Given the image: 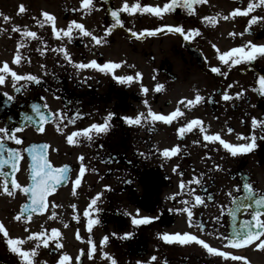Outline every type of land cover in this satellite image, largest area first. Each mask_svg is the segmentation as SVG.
I'll use <instances>...</instances> for the list:
<instances>
[{"label":"flooded vegetation","instance_id":"flooded-vegetation-1","mask_svg":"<svg viewBox=\"0 0 264 264\" xmlns=\"http://www.w3.org/2000/svg\"><path fill=\"white\" fill-rule=\"evenodd\" d=\"M124 2L93 0L91 12H84L82 9L73 11L80 9V0H23V13L18 12L21 4L14 8L9 3L0 2V66L7 61L18 74H32L39 79L38 83L20 80L14 85L9 75L5 84L0 85V127L22 129L15 133L22 139V144L6 141L8 147L21 149L17 180L21 184L28 182L31 158L23 150L31 144H48V159L54 166H71L68 182H62L48 197V209L44 213H34L30 220L14 219L21 204L26 202L25 194L17 189L9 196L0 189V222L8 230L9 237L23 240L20 247L24 249L36 245L35 240L27 237L31 232L40 231L41 226L49 235L51 228L59 229L61 236L57 239L63 247L57 249L52 242L47 248L41 245L34 264H43L44 261L55 264L63 252L72 257L69 264H77L75 257L80 249H84L82 264H111L109 259L101 256V251L108 252L117 264H136L137 261H148L152 256L157 258L153 264H264V249H256L255 244L232 249L226 247V241L217 235L227 236L233 227V218L228 210L234 205L228 193L238 195L234 185L247 180L258 194L264 193V126L259 123L256 127L252 125L253 117L258 122L264 121V95L255 90L259 87L257 78L264 74V57L229 66L219 61L217 50L212 47L215 44L223 52L246 45L248 41L264 44V20L257 21L251 25L250 31H245L252 15L264 17V4L252 0L257 6L248 16H229L226 20L224 16L237 7L246 8L250 0H208L207 4L194 6L196 14H189L179 6L160 17L150 13L121 12L122 25L114 27L105 37L106 43L100 45L94 44L91 37L75 34L71 41L62 36L56 38L50 31V24L41 27L36 22L43 19L42 11L51 13L53 8L51 14L56 17L58 28L77 20L94 35L103 36L105 28L113 23L110 10L122 7ZM127 2L129 5L139 2L163 6L166 0ZM216 13L220 15L215 25L200 19ZM5 16L9 19L5 20ZM14 25L22 29L27 26L29 30L34 25L38 28V37L26 39V47L20 50L23 59L19 65L12 63L20 40V33L12 30ZM163 25H180L185 30L199 28L200 35L189 41L166 28L155 35L145 34L142 38L132 35L133 32ZM230 32L236 35L230 36ZM60 46L68 50L73 62L55 51ZM41 48H46V51L41 53ZM92 59L101 64L109 60L123 61L115 70L116 75H134L139 71L142 78L120 83L111 73L76 67V62ZM213 66L221 71L213 73L210 70ZM157 83L164 85L159 92L154 91ZM230 84L232 87L228 88ZM142 85L148 88L147 92L141 91ZM225 90L233 97L229 101L222 99ZM241 90L242 95L237 97L235 94ZM5 93L12 99H8ZM197 93L204 100L192 108L179 104L184 115L171 124L142 121L140 125H129L122 119L138 113L147 115L148 107L168 114L178 106L182 97L192 99ZM33 104H40L45 114L64 113L65 119H50L44 126L45 131L38 132L35 123L38 117L31 110ZM44 104L49 107L43 108ZM76 112L82 113V117L75 123H68V117ZM108 113L114 115L107 132L93 133L90 141L81 137L75 144L67 142L66 137L72 131L93 122L102 123ZM25 115L32 116L33 120L26 121ZM192 118H200L208 134L219 133L222 139L234 144L247 143L255 136L256 147L248 153L233 156L218 141H205L198 127L179 137L177 128ZM57 124L62 131L57 130ZM228 128L232 132H228ZM174 145H180V152L170 159L157 151ZM81 155L86 172L73 194L72 181L78 174ZM174 166H178L175 172ZM4 170L10 171V167L5 165ZM193 175L198 176L201 183H186L185 190H181L180 181L187 182ZM188 187L196 189L195 194L204 198L203 205L192 209L194 220L204 222L203 232L195 224L189 226L186 213L173 211L184 207L186 199H192ZM98 192L102 196L94 207L99 211L91 214L99 223L89 233L84 211ZM51 202L58 207L53 208ZM72 205H76L75 209ZM137 209L141 217L158 219L148 224L133 225L132 216L137 215ZM53 211L57 217L49 219ZM214 216L219 217V222L212 219ZM245 218H248L247 213L238 212L237 224ZM77 231L82 237L80 240L76 238ZM185 231L198 235L213 247L247 259L226 260L208 254L194 242L188 245L166 243L159 235ZM125 233L132 235L124 238ZM90 235L96 244L91 259L87 255ZM104 236L108 240L101 248L100 241ZM0 264H21V258L9 250L3 234H0Z\"/></svg>","mask_w":264,"mask_h":264},{"label":"snow or ice","instance_id":"snow-or-ice-1","mask_svg":"<svg viewBox=\"0 0 264 264\" xmlns=\"http://www.w3.org/2000/svg\"><path fill=\"white\" fill-rule=\"evenodd\" d=\"M208 0H166L163 6L159 5H150V4H141L139 2H134L131 5L125 0L122 7L114 8L110 10V16L112 17L113 23L108 25L104 30V35H94L91 31H89L83 23L78 22L77 20H71L68 22L66 27L58 28L56 24V17L47 11H42L41 15L43 19H37L36 22L41 27H44L46 24L51 25L52 34L56 38L66 37L68 40H72L75 35L91 37V40L94 44L100 45L102 43H106L105 37L108 36L112 29L117 25H122V20L120 18V13H150L155 15L156 17L162 16L164 13L174 11L178 6L186 9L189 14H196V8L194 6L207 4ZM259 4H264V0H258ZM257 5L250 0L246 8H235L233 9L228 16H224L223 19H228L229 16H248L250 12L253 11L254 7ZM94 7L93 0H80V9H73V11L84 10V12H91ZM19 13L25 12V6L21 4L18 9ZM219 13L215 15H205L200 17V19L208 24L215 25L217 23V16ZM5 20H8L9 17L5 16ZM264 20V17H258L252 15L248 20V25L245 28V31H250L251 25L256 23L257 21ZM166 28L169 32L179 33L183 36L185 40H192L195 36L200 35L199 28H189L185 30L183 26L180 25H163L161 28L156 29H144L139 33L133 32L132 35L142 38L145 34L147 35H155L160 32L162 29ZM13 32L20 33V40L16 45V53L13 57L12 63L19 65L23 56L21 54V49L26 47V39H35L38 37V33L35 31H31L27 26H24L23 29L19 25L13 26ZM131 32V29H129ZM230 36L236 35L235 33H229ZM240 35H243L241 33ZM214 49L217 50L219 61L223 64L236 65L243 62H252L256 60L258 57H264V44H256L251 41H248L246 45L232 47L227 51L220 52L215 44L212 45ZM41 53L46 51V48L39 49ZM55 51L63 54L64 58L69 61H72V56L68 52V50L60 46ZM124 62H114V61H105L104 63H98L96 59H92L88 62H76V67L80 69H88L92 68L98 70L101 73H111L115 80L120 83H131L133 80H139L142 78V73L137 71L134 75H116L115 70L119 69ZM213 73H219L221 69L219 67L213 66L210 69ZM11 77L13 84L15 85L16 81L26 80V81H35L39 82L38 77L32 74L21 75L18 74L12 67L9 66L7 61L2 63L0 66V85L5 84L6 76ZM223 75H227V73H223ZM155 79V77H153ZM257 85L259 86L255 90L260 92L261 95H264V74L260 75L256 80ZM232 85H228V88H231ZM164 88L163 84L157 83L154 87V91L159 92ZM142 92H147L148 88L141 86ZM243 90L241 92L236 93L237 97L241 96ZM4 95L8 96V99H12V97L5 93ZM233 97L229 94L227 90H225L222 94V99L224 101H229ZM204 100V97L199 93L195 95L192 99L181 98L178 101V106L169 112L168 114H164L161 112L153 111L150 107H148L147 115L144 113H138L136 116H124L122 119L129 125H140L142 121L145 123L154 124L157 121L164 122L166 124H171L174 120L182 117L184 112L179 107V104H184L187 108H192L197 105L199 102ZM145 105L148 104V101H144ZM49 106L47 104L43 105V108L47 109ZM31 110L35 113V116L38 119L35 121L38 132L45 131V124L50 119H59L63 121L65 119V114L61 112L52 113L48 112L45 114L44 111L41 110L40 104H33L31 106ZM82 113L76 112L72 116L68 117V123H75L77 119L82 117ZM114 114L108 113V115L103 119L102 123L93 122L92 124L78 130L72 131L67 135L66 139L69 144H75L78 142L79 138L83 137L88 139L89 141L93 138V133L99 135L101 133H105L111 127L110 120ZM24 119L26 121L31 122L33 120L32 116L25 115ZM264 126V121L257 120L256 117L252 118V125L256 127L257 124ZM199 128V131L203 134V139L205 141H218L224 149L228 150L233 156L237 154L248 153L256 147V137L252 136L250 141L247 143H238L234 144L225 139H222L219 133L208 134L203 126V122L200 118H192L188 120L186 123L180 125L177 128V134L179 137H184L185 134L193 131L194 128ZM21 128L13 127H0V189L3 190L9 196L14 194V190H19L26 196V202L21 204L20 212L16 214L14 217L15 220H30L34 213H44L46 209L49 207L48 197L51 193H54L58 186L61 183H67L69 180V176L71 173V166L68 164H64L61 166H54L52 162L48 159L47 149L49 148L48 144H31L28 148H25L23 151L27 152L31 158V164L29 166V175L28 182L25 184H21L18 182L16 173L18 172V164L22 159L21 149L19 148H11L8 147L6 141H14L16 144H22L23 141L20 137L15 135L16 132L21 131ZM57 130L62 131L59 124H57ZM228 132H232L231 128H228ZM75 138V139H74ZM193 143H198V141H194ZM157 151L166 159H170L173 156L177 155L180 152V145H174L171 147H165L163 149H157ZM81 161L78 174L75 179L72 181L73 194L76 192V188L81 184L82 177L86 172V168L83 164V155L78 158ZM5 165L10 167V171H5ZM217 168L219 165L216 166ZM178 166L173 167V171H177ZM183 175V173H181ZM9 178H11L9 180ZM9 183L11 187H9ZM186 183L188 185L192 184H200L201 180L198 176L193 175V177L185 182L184 180L180 181L179 187L181 190H185ZM105 188H109L108 185L104 186ZM235 191L238 195H234L232 192H229L228 195L231 197V204L234 205L231 209H229V214L233 218V227L229 235L225 236L222 233H217L218 236L222 237L223 240L226 241V247H230L232 249H242L244 247L255 244L256 249H264V193L258 194L253 185L245 180L240 185H234ZM188 193L192 196L191 200H185L184 207L173 209L176 212H182L187 214L189 226L192 227L194 224L200 229L201 232L204 231L205 225L203 221L194 220L193 208L198 205L204 204V198L195 194L196 189L192 187L187 188ZM102 193H96L94 197L91 198L89 205L84 211V216L87 217L86 228L91 233L92 228L95 224L99 223V220L94 217L91 213L98 212L99 209L94 206L100 200ZM212 199L211 196L208 197ZM194 201V202H193ZM53 208L58 207L55 202H51ZM75 209L76 205H72ZM243 211L248 214V218L241 219L239 223L236 222V215L238 212ZM57 217V213L53 211L51 215L48 217L49 219H55ZM77 220L78 216L75 217ZM158 219V217H149V216H139V209H137V215L132 216V224L133 225H143L148 224L152 220ZM213 220L219 222V217H212ZM67 227V225H65ZM27 231V229H25ZM0 234H3L5 237L6 245L9 250L15 254H17L21 258V264H34V257L38 254V248L43 245L44 247H49L50 242L55 244L57 249L63 247V245L57 239L61 236V232L57 228L50 229V235L43 229L41 226L40 231L31 232L27 237L28 240H35L36 245L31 249H24L20 247L23 243V240L19 237H9L8 230L5 225L0 222ZM113 235H116L113 233ZM132 233H125L124 238L131 236ZM161 238L166 243H178L180 245H188L190 243H196L203 247L208 254L216 255L222 257L224 259H231L234 261H246V257L234 255L230 251H222L220 248L213 247L209 243H207L204 239L200 238L198 235L191 232H175V233H161L159 234ZM76 238L78 240L82 239L79 235V231H77ZM108 237L104 236L100 241V246L103 248L105 243L107 242ZM88 249L87 255L89 258H93V255L96 251V244L92 239L91 235L87 240ZM84 255V249L79 250V254L75 257L77 264H82L81 257ZM101 256L103 258H107L110 260L111 264H117L115 258H113L108 252L101 251ZM72 257L63 252L58 256L55 264H69V261ZM157 258L152 256L148 261H137L136 264H153ZM43 264H48L47 261H44ZM167 264V262H165Z\"/></svg>","mask_w":264,"mask_h":264},{"label":"rangeland","instance_id":"rangeland-1","mask_svg":"<svg viewBox=\"0 0 264 264\" xmlns=\"http://www.w3.org/2000/svg\"><path fill=\"white\" fill-rule=\"evenodd\" d=\"M0 2L9 3V4L13 5L12 7L15 8V6H18L19 4H21L23 2V0H0ZM36 5H39V4L36 3ZM51 13L53 14V8H51ZM34 14L38 15L37 12H34ZM30 28H31V31H35V32L38 31V28L35 25L34 26H30ZM50 31H52L51 30V25H50Z\"/></svg>","mask_w":264,"mask_h":264}]
</instances>
